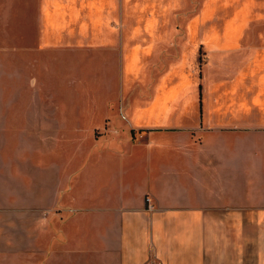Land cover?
<instances>
[{"label":"crops","instance_id":"1","mask_svg":"<svg viewBox=\"0 0 264 264\" xmlns=\"http://www.w3.org/2000/svg\"><path fill=\"white\" fill-rule=\"evenodd\" d=\"M180 1L185 36L198 32L187 46L203 48L207 7L217 11L218 0H166L152 12L168 15L167 23L152 16L155 22L133 26L155 31L152 38L145 33L142 45L155 50L143 47L135 56L148 63L129 102L117 105L111 100L117 93L107 89L95 97L85 88L76 97L70 71L57 67V102L48 119L47 0H0V63L24 81L15 88L8 77L2 93L19 94L20 101L0 107V264H264V70L249 72L252 91L231 105L230 119L219 122L218 104L200 101L196 87L169 102L176 84L166 81L175 73L172 16ZM126 6L121 0L110 8L125 23L106 25L103 39L123 48L122 61ZM222 9L232 30L264 49V0H228ZM66 34L63 48L94 41ZM196 50L188 62L197 73ZM62 53L58 61L73 58L68 49ZM256 78L263 91L257 103ZM51 158L56 168L48 173Z\"/></svg>","mask_w":264,"mask_h":264},{"label":"rangeland","instance_id":"2","mask_svg":"<svg viewBox=\"0 0 264 264\" xmlns=\"http://www.w3.org/2000/svg\"><path fill=\"white\" fill-rule=\"evenodd\" d=\"M227 1L218 0L217 11L207 7L204 37L202 38L205 41L203 48L187 46L186 38L193 42L195 41L194 35L197 36L198 32L191 31L188 32V37L185 36L187 32L184 31L182 26H184L188 16L185 12L183 13L184 4L181 1L180 3L176 2V11L172 16L176 44L174 49L176 56L175 73L166 80L176 82L173 88L168 90L169 102L179 101L181 95H189L196 87L200 101L207 104H218L219 122L223 119H230L231 105L245 101L247 91H252L248 85L250 81L247 78L249 72L253 71L257 76L258 71L264 70L263 47L254 48L249 46L246 38L241 37V34L245 31L231 29L234 24H232L230 16L224 14L226 12L222 9ZM119 2L121 0H47L48 78L45 97L48 103V119L53 118L52 104L57 102L55 94L57 67L60 69L66 66L65 68L70 71L66 80L68 84H71L69 89L79 98L83 97L81 94L85 88L94 92L95 97H98L100 92L107 89L117 93V95L111 96V100L117 105H123L129 102L127 93H134L135 90H138L137 87L141 85L142 81L137 76L143 70L142 65L148 62L138 59L139 57L136 60L135 56L144 52L143 47L148 50H155L151 46H142L145 42L143 39H147L144 37L145 33L152 38L155 31H141L134 29L133 26L138 23L155 22V18L156 20L163 19L162 21L167 23L168 15H159L158 12H152L159 6L165 7L164 2L166 0H127L126 23L128 29L125 31L127 46L124 47L123 61L121 59L123 48L116 45L105 46L103 41L106 25L111 23L114 26L115 24L125 23L124 18L118 13H108L110 8H117ZM208 2L211 5L214 0H208ZM14 10L16 11V8ZM18 16L15 13V22H19ZM152 16L154 19L149 20ZM189 20H193V17ZM87 25L90 30H86ZM75 28H78L76 32L73 31ZM15 32L16 35L21 33L20 30ZM74 33H78L84 38L88 37L87 34H89L94 41L89 42L90 46L84 48L79 46L63 48V46H60L65 34L73 37ZM242 39L244 43H242ZM79 43L83 44L82 42ZM163 47L164 49L167 48L166 46ZM66 49L70 50V55L73 58L58 61L56 57H60ZM162 49L159 48V50ZM194 49H197L199 57V61L197 60V73L193 72L194 67H191L188 62L189 53ZM85 50H88L87 54H85ZM169 50H171V47ZM2 54H6V51ZM158 57L160 60V55ZM254 58L255 60L252 62ZM200 68L203 69L205 75L203 84ZM160 70L162 69L158 68L157 71L160 72ZM9 71L10 73L7 74V69H4L0 63V107L7 101L13 103L20 101L19 94L6 95L2 93L7 86L8 77L15 76V79L12 77L10 79V85L15 86V88L21 87L24 83L22 79L18 78L20 73L17 69L12 68ZM162 81L163 79H159L157 85H161ZM254 81L255 102H262L261 95L263 91H258L256 84L259 80L256 78ZM152 86V82L148 81V87L152 88ZM153 88L157 90V86ZM202 91L204 95H202ZM163 92L161 88H158L157 93L160 96ZM123 93L124 96L122 97ZM116 97H118V100H116ZM33 101L31 98V102ZM1 120L0 115V152L5 146V128L2 126ZM48 123H50L48 130H53L55 127L53 119L48 120ZM49 146L48 143V149ZM21 151L22 142L16 141L14 144L16 157ZM56 161L54 158L48 159V173L50 169L55 170ZM51 163L53 165H50Z\"/></svg>","mask_w":264,"mask_h":264},{"label":"built area","instance_id":"3","mask_svg":"<svg viewBox=\"0 0 264 264\" xmlns=\"http://www.w3.org/2000/svg\"><path fill=\"white\" fill-rule=\"evenodd\" d=\"M152 264H158V263H156V262H153Z\"/></svg>","mask_w":264,"mask_h":264},{"label":"bare ground","instance_id":"4","mask_svg":"<svg viewBox=\"0 0 264 264\" xmlns=\"http://www.w3.org/2000/svg\"><path fill=\"white\" fill-rule=\"evenodd\" d=\"M243 69V68H242ZM245 75V74H244Z\"/></svg>","mask_w":264,"mask_h":264}]
</instances>
